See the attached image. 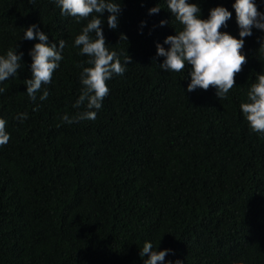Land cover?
Wrapping results in <instances>:
<instances>
[{
  "label": "trees",
  "instance_id": "1",
  "mask_svg": "<svg viewBox=\"0 0 264 264\" xmlns=\"http://www.w3.org/2000/svg\"><path fill=\"white\" fill-rule=\"evenodd\" d=\"M188 2L198 3L201 19L226 8L232 18L220 31L240 38L235 0ZM254 2L264 13V0ZM120 6L115 30L102 14L103 35L122 63L126 53L132 63L107 81L95 120L69 124L65 114L86 110L73 105L90 58L73 45L87 21L62 16L52 0H0V55L23 53L17 77L0 82V118L10 134L0 146V264H144V242L171 250L163 264H264V135L240 110L264 73V31L244 38L247 63L218 100L211 87L186 90L191 65L159 67L165 58L156 44L167 50L164 39L182 29L167 0ZM33 24L49 44L65 41L44 86L49 95L35 102L24 85L39 41L23 32Z\"/></svg>",
  "mask_w": 264,
  "mask_h": 264
},
{
  "label": "clouds",
  "instance_id": "2",
  "mask_svg": "<svg viewBox=\"0 0 264 264\" xmlns=\"http://www.w3.org/2000/svg\"><path fill=\"white\" fill-rule=\"evenodd\" d=\"M36 0H29L35 3ZM60 10L62 16L72 17L77 23L87 21L79 35L74 40V47L79 48V54L89 57L86 63L90 66L83 67L80 74L82 85L80 95L73 107H84L86 110L69 117L65 114L62 119L71 124L81 120H95L96 114L102 107L104 98L109 93L107 81L113 75L122 76L131 64L127 55L123 63L115 51H110L105 44L103 35L104 19L102 14L107 12V26L115 30L118 26V14L121 11L119 3L113 0H52ZM235 11V20L239 28V39L221 32L227 21L232 18V13L224 7H215L209 10L207 19H201V9L198 3H189L188 0H167V8L175 21L182 26L175 35L167 36L163 43L170 47L165 48L157 43L156 55L164 57L159 67L164 71L182 72L186 64L191 65L189 72L190 82L187 91L196 89L207 91L214 88L218 100L226 99L231 89L236 87L235 78L247 63L246 56L242 53L244 38L252 35V29L264 31V13L258 11L254 0H235L232 5ZM160 7L149 9V14H156ZM166 21H160L163 26ZM94 34V38L93 35ZM23 39L38 40L33 45L31 56V78L24 80L27 96L35 102L39 93V100H46L49 92L45 85L52 81L53 73L63 59L62 52L65 48L63 39L49 44L48 36L40 31L36 25H30L23 32ZM126 41V37L121 35ZM264 51V41L258 48ZM23 53L17 54L9 49L6 55H0V82L10 77H17ZM5 89L0 87V94ZM38 110V109H34ZM240 110L253 133L264 135V73L256 76L247 92V102L240 105ZM27 114H21V122ZM7 122L0 118V146L6 145L10 134L6 130ZM170 249L157 251L151 242H144L139 255L147 259L144 264H163ZM176 264H180L179 261Z\"/></svg>",
  "mask_w": 264,
  "mask_h": 264
}]
</instances>
